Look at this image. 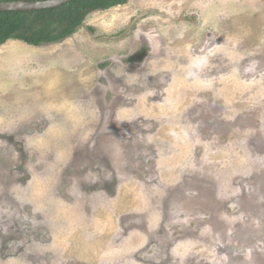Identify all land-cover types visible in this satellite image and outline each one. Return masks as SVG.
<instances>
[{"label": "rangeland", "instance_id": "1", "mask_svg": "<svg viewBox=\"0 0 264 264\" xmlns=\"http://www.w3.org/2000/svg\"><path fill=\"white\" fill-rule=\"evenodd\" d=\"M0 264H264V0L1 45Z\"/></svg>", "mask_w": 264, "mask_h": 264}, {"label": "trees", "instance_id": "2", "mask_svg": "<svg viewBox=\"0 0 264 264\" xmlns=\"http://www.w3.org/2000/svg\"><path fill=\"white\" fill-rule=\"evenodd\" d=\"M128 1L72 0L56 7L38 10L0 11V45L10 38L30 44L63 40L75 33L93 11L106 10L126 4Z\"/></svg>", "mask_w": 264, "mask_h": 264}, {"label": "water", "instance_id": "3", "mask_svg": "<svg viewBox=\"0 0 264 264\" xmlns=\"http://www.w3.org/2000/svg\"><path fill=\"white\" fill-rule=\"evenodd\" d=\"M72 0L0 1V11H31L56 7Z\"/></svg>", "mask_w": 264, "mask_h": 264}, {"label": "clouds", "instance_id": "4", "mask_svg": "<svg viewBox=\"0 0 264 264\" xmlns=\"http://www.w3.org/2000/svg\"><path fill=\"white\" fill-rule=\"evenodd\" d=\"M97 11H101V10H97ZM84 22H85V21H84ZM10 39H13V38H10ZM8 40H9V39H8ZM5 42H6V41H5ZM5 42H4V43H5ZM4 43H3V44H4ZM3 44H2V45H3ZM0 46H1V45H0Z\"/></svg>", "mask_w": 264, "mask_h": 264}]
</instances>
